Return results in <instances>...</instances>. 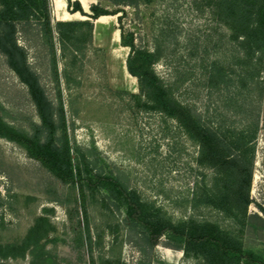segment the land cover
I'll list each match as a JSON object with an SVG mask.
<instances>
[{
	"label": "rangeland",
	"instance_id": "374dc122",
	"mask_svg": "<svg viewBox=\"0 0 264 264\" xmlns=\"http://www.w3.org/2000/svg\"><path fill=\"white\" fill-rule=\"evenodd\" d=\"M67 9L66 2L60 15L53 9L54 19H86ZM125 9V27L135 31L139 46L158 52L155 70L174 83L179 100L209 120L229 126L239 124L242 112L259 116L248 213L264 218L259 207L264 208V69L260 78L239 87L236 75L240 69L234 46L228 40L229 30L205 0H141L137 7ZM117 16L92 20V40L84 55L74 66H67L68 81L62 74L71 140L98 153L128 189L160 207L172 220H208L237 233L238 226L219 210L194 206L195 192L211 179V169L197 162V143L175 119L142 110L133 97L138 93L137 79L126 69L129 48L120 44ZM20 42L28 45L29 62L47 95L55 101L46 53L34 40L20 38ZM213 61H219L230 74L228 84L212 85L206 80L205 73ZM64 62L60 60L61 71ZM0 112L18 127L27 128L30 120L38 121L27 87L7 66L2 54ZM75 198L74 189L52 176L22 147L0 137L1 242L19 241L48 207L53 209L50 218L56 227L50 236L58 238L47 246L56 256L54 264H90V254L95 264H206L201 257L169 247L166 236L155 246L148 245L140 231L127 225L124 212L106 204L102 194L88 200L91 253L79 259L71 242L77 218L70 221L67 213V207L76 203ZM248 244L264 252V244L254 239ZM29 261L27 255L25 259H2L0 264Z\"/></svg>",
	"mask_w": 264,
	"mask_h": 264
},
{
	"label": "trees",
	"instance_id": "16d2710c",
	"mask_svg": "<svg viewBox=\"0 0 264 264\" xmlns=\"http://www.w3.org/2000/svg\"><path fill=\"white\" fill-rule=\"evenodd\" d=\"M140 1L98 0L85 11L78 0H67L69 12H79L86 19L56 20L51 0H0V54L27 87L38 116V121L30 120L28 127L23 128L6 120L0 112V137L22 147L30 158L77 193L76 203L67 207V213L70 221L77 218L71 242L79 259L91 253L88 200L102 194L103 201L122 210L127 225L140 231L152 247L166 236L169 247L180 249L187 256L201 257L206 264H264L263 250L248 244L253 239L264 244V218L248 213L259 116L242 112L239 124L229 126L209 120L179 100L174 83L164 80L155 70L158 52L139 46L135 31L123 23L125 6L137 7ZM205 1L229 30L228 40L234 46L240 69L236 75L239 87L248 86L260 78L264 69V0ZM104 15H118L120 44L129 48L126 69L137 79L138 93L133 97L138 106L175 119L197 143L198 164L211 169L210 182L203 183L193 196L194 206L219 210L238 226L237 233L208 220H172L160 207L128 189L98 153L71 140L62 74L68 81L67 66L79 61L92 40V20ZM20 38L34 40L46 53L55 101L47 95L38 72L29 62L28 45L22 44ZM61 59L65 61L62 71ZM205 77L212 85L228 84L232 79L219 61L211 63ZM259 207L264 213V208ZM52 212V208L44 207L19 241H0V260L25 259L29 255V264H54L56 256L47 247L58 239L50 236L56 230L50 218ZM90 264H95L91 254Z\"/></svg>",
	"mask_w": 264,
	"mask_h": 264
},
{
	"label": "bare ground",
	"instance_id": "6f19581e",
	"mask_svg": "<svg viewBox=\"0 0 264 264\" xmlns=\"http://www.w3.org/2000/svg\"><path fill=\"white\" fill-rule=\"evenodd\" d=\"M80 2L83 5V8L86 11H89V1L88 0H80ZM52 5H53L54 12L55 13L57 12L60 15L62 7L64 5L63 1L62 0H52ZM102 18H103V16L99 17L98 20H103L104 21L105 19L104 18L102 19Z\"/></svg>",
	"mask_w": 264,
	"mask_h": 264
},
{
	"label": "crops",
	"instance_id": "0c3cea01",
	"mask_svg": "<svg viewBox=\"0 0 264 264\" xmlns=\"http://www.w3.org/2000/svg\"><path fill=\"white\" fill-rule=\"evenodd\" d=\"M63 1V3L65 4V2H66V9H67V0H62ZM79 2H80V0H78ZM89 1V4H91V3H95L94 1L95 0H88ZM81 3V2H80ZM82 5V4H81ZM83 6V5H82ZM68 10V9H67ZM69 11V10H68ZM71 13V12H70ZM75 13H79V12H75ZM74 14V13H73ZM59 20H60V18H58Z\"/></svg>",
	"mask_w": 264,
	"mask_h": 264
},
{
	"label": "water",
	"instance_id": "95a60500",
	"mask_svg": "<svg viewBox=\"0 0 264 264\" xmlns=\"http://www.w3.org/2000/svg\"><path fill=\"white\" fill-rule=\"evenodd\" d=\"M83 7V6H82Z\"/></svg>",
	"mask_w": 264,
	"mask_h": 264
}]
</instances>
